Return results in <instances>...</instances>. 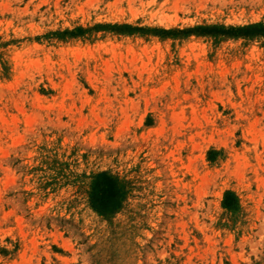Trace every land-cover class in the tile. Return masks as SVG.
Masks as SVG:
<instances>
[{
  "label": "rangeland",
  "instance_id": "374dc122",
  "mask_svg": "<svg viewBox=\"0 0 264 264\" xmlns=\"http://www.w3.org/2000/svg\"><path fill=\"white\" fill-rule=\"evenodd\" d=\"M0 264H264V0H0Z\"/></svg>",
  "mask_w": 264,
  "mask_h": 264
},
{
  "label": "trees",
  "instance_id": "16d2710c",
  "mask_svg": "<svg viewBox=\"0 0 264 264\" xmlns=\"http://www.w3.org/2000/svg\"><path fill=\"white\" fill-rule=\"evenodd\" d=\"M92 191L91 204L94 210L110 214L119 208L123 192L116 180L100 174Z\"/></svg>",
  "mask_w": 264,
  "mask_h": 264
}]
</instances>
